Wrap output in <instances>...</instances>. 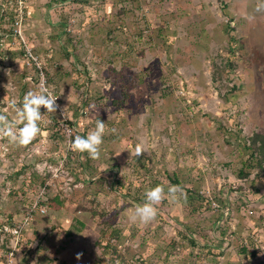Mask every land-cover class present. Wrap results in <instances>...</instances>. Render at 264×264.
Here are the masks:
<instances>
[{
    "label": "rangeland",
    "instance_id": "1",
    "mask_svg": "<svg viewBox=\"0 0 264 264\" xmlns=\"http://www.w3.org/2000/svg\"><path fill=\"white\" fill-rule=\"evenodd\" d=\"M256 4L0 0V112L14 119L12 101L40 90L13 33L19 14L60 106L41 110L29 145L0 137V264H264V173L238 175L249 137L264 133ZM97 119L100 157L66 153L63 124L74 139ZM155 184L166 195L144 224L135 207ZM187 188L200 195L193 203ZM39 196L47 213L32 211ZM15 226L18 236L5 230Z\"/></svg>",
    "mask_w": 264,
    "mask_h": 264
},
{
    "label": "clouds",
    "instance_id": "2",
    "mask_svg": "<svg viewBox=\"0 0 264 264\" xmlns=\"http://www.w3.org/2000/svg\"><path fill=\"white\" fill-rule=\"evenodd\" d=\"M257 13L264 12V0H257L255 7ZM248 20L255 19L254 16L246 17ZM57 96L48 91L46 86H42L39 92H27L22 101V106H17L15 100L11 103V108L15 111V117L9 120L8 116L3 114L8 111L4 109L0 112V137L6 138L8 143L15 146L29 145L40 133V122L42 121L41 107L46 109L47 113H55L60 107L57 103ZM92 107H95L93 105ZM105 123L100 119L96 121L94 131H91L86 137L77 135L69 141L73 151L87 153L91 159L100 157L101 146L104 143ZM144 152L141 144L135 145V156L138 157ZM120 153L116 154L119 155ZM178 188L172 186L168 188L167 195L175 197ZM165 189L161 185L148 189L145 192V202L135 207V217L144 224L151 222L157 216L156 205L165 198ZM82 254H77V259Z\"/></svg>",
    "mask_w": 264,
    "mask_h": 264
},
{
    "label": "built area",
    "instance_id": "3",
    "mask_svg": "<svg viewBox=\"0 0 264 264\" xmlns=\"http://www.w3.org/2000/svg\"><path fill=\"white\" fill-rule=\"evenodd\" d=\"M23 27V18L21 16V14H19V16L17 17L15 24H14V29H13V33L17 36H19L22 39V44H23V52L25 54V58L28 61V65L32 66L34 68V71L37 74V84L39 89H41L42 86H46L48 91L52 92L51 88L48 86V77H47V73L45 71V66L43 63V60L41 57L38 56V54L35 53V51L33 50L32 46L29 45L27 43V41L24 38V34L22 31ZM33 81V79H31ZM40 91V90H39ZM38 91V92H39ZM54 95V93H53ZM57 96V95H55ZM58 97V96H57ZM59 97L56 100V103L59 105ZM42 111H46V109H44L43 107H41ZM63 128H64V133H65V143H66V153H71L72 149L70 147V143L69 141L71 139H73V136L75 134L76 131V126L74 124H70L68 122H65L63 124ZM68 155V154H67ZM41 197L39 196V200L36 201V203L33 205L32 207V211L33 210H39L42 213H47V209L44 206H39L41 203L40 199ZM215 204V203H214ZM216 205V204H215ZM228 208L226 213H228ZM29 219V217H27V220ZM5 230H8L10 233H12L15 236H18L21 233L22 227L21 226H15V227H11V228H6Z\"/></svg>",
    "mask_w": 264,
    "mask_h": 264
},
{
    "label": "trees",
    "instance_id": "4",
    "mask_svg": "<svg viewBox=\"0 0 264 264\" xmlns=\"http://www.w3.org/2000/svg\"><path fill=\"white\" fill-rule=\"evenodd\" d=\"M232 30H229L230 39H229V53L231 57H234L235 50H236V41L237 39L233 34H231ZM232 62V59L230 60ZM230 62V65H231ZM246 147L251 151L250 158L248 159L249 162L245 163V165L239 170L238 175L240 177H247L250 175V170L256 171V174L261 175L264 173V133L261 132H255L253 135L249 137V143L246 145ZM253 160L255 162L251 163ZM175 184L180 185L178 179L172 180ZM156 186V184H155ZM196 195L200 197L198 194V191L196 189H189L187 188V196L189 203H193ZM226 213V212H225ZM191 242L196 243L195 240H193L192 237H190ZM114 250H117V248L114 246ZM243 251H246L245 248H243Z\"/></svg>",
    "mask_w": 264,
    "mask_h": 264
}]
</instances>
